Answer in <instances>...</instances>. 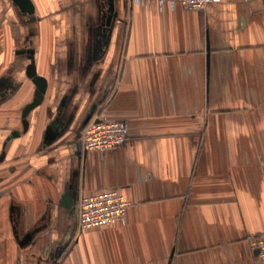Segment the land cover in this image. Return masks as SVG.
Masks as SVG:
<instances>
[{"label": "crops", "instance_id": "obj_1", "mask_svg": "<svg viewBox=\"0 0 264 264\" xmlns=\"http://www.w3.org/2000/svg\"><path fill=\"white\" fill-rule=\"evenodd\" d=\"M31 1L0 0V264H264V0H114L101 35L103 0ZM96 104L125 145L83 149ZM107 189L125 221L80 230Z\"/></svg>", "mask_w": 264, "mask_h": 264}, {"label": "built area", "instance_id": "obj_2", "mask_svg": "<svg viewBox=\"0 0 264 264\" xmlns=\"http://www.w3.org/2000/svg\"><path fill=\"white\" fill-rule=\"evenodd\" d=\"M132 4H141L151 0H129ZM160 5L169 3L172 6L182 4L194 9L204 10L217 0H154ZM97 110L81 133L82 147L87 152H109L125 145L128 140L127 127L122 122L110 120ZM133 207L121 190L107 189L93 195H82L78 202V226L80 230H94L109 225L120 224ZM251 247L264 257V236L253 237Z\"/></svg>", "mask_w": 264, "mask_h": 264}, {"label": "water", "instance_id": "obj_3", "mask_svg": "<svg viewBox=\"0 0 264 264\" xmlns=\"http://www.w3.org/2000/svg\"><path fill=\"white\" fill-rule=\"evenodd\" d=\"M14 3L20 7L19 9H21L22 11L26 12V13H29L30 15H34V12H35V9L33 8L34 5L32 3L31 0H13ZM106 2V0H103ZM108 1V0H107ZM110 1V5L111 7L109 8L110 11L113 10V4H114V0H109ZM107 24L105 25L103 22L101 23V30L105 33H109L106 29H108V26L111 24V17L109 16L107 18ZM104 38L107 40V36L105 35ZM107 43V41H106ZM105 43V44H106ZM20 53H32V55L30 56L32 58V60L34 59V56H33V52L34 50L33 49H29V50H26V49H21L19 50ZM36 73V70H35V66L34 64L30 65L29 68H28V72H27V75L32 78V80L34 81V83L36 84V88H37V91H36V99L33 100L32 103L28 104L25 109H24V112H23V117H24V127L25 130L27 129L28 127V121H27V114L32 110L34 109L35 107H37L41 102L42 100L44 99V95L47 91V88H48V82L46 81V79H44L43 77H40L38 75L35 74ZM6 94L5 92L2 93V95ZM97 104L94 105L91 109V113L89 114L88 118L86 119L85 121V125L90 121V119L93 117V115L95 114V109L97 108Z\"/></svg>", "mask_w": 264, "mask_h": 264}, {"label": "flooded vegetation", "instance_id": "obj_4", "mask_svg": "<svg viewBox=\"0 0 264 264\" xmlns=\"http://www.w3.org/2000/svg\"><path fill=\"white\" fill-rule=\"evenodd\" d=\"M105 2V1H104ZM103 8H100L98 16H97V22H96V32L99 34L102 32L101 30V23L103 22L105 25L107 24V18L111 17V24L108 26L107 31H111V27L115 24V19L117 18L118 11L116 10V5L113 6V10L110 11L109 8L111 7L109 0L102 4ZM101 35V34H100ZM100 41V40H99Z\"/></svg>", "mask_w": 264, "mask_h": 264}]
</instances>
